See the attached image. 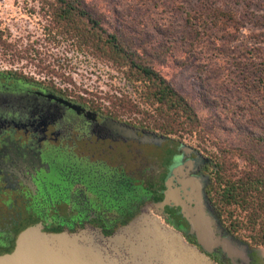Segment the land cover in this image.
Wrapping results in <instances>:
<instances>
[{
  "label": "rangeland",
  "instance_id": "374dc122",
  "mask_svg": "<svg viewBox=\"0 0 264 264\" xmlns=\"http://www.w3.org/2000/svg\"><path fill=\"white\" fill-rule=\"evenodd\" d=\"M87 1L190 102L198 126L183 116H158L122 69L78 50L68 38L48 34L45 5L39 0H0V72L29 78L141 127L173 125L170 137L212 158L211 177L216 163L224 160L238 164V171L247 169L250 154L264 167V143L248 134L261 119L256 109L264 111V83L252 75L263 53L248 58L251 48H264V0ZM212 4L237 9V41L193 43L187 13ZM141 151L145 157L160 158L153 147ZM249 245L264 264V247Z\"/></svg>",
  "mask_w": 264,
  "mask_h": 264
},
{
  "label": "flooded vegetation",
  "instance_id": "af4514ba",
  "mask_svg": "<svg viewBox=\"0 0 264 264\" xmlns=\"http://www.w3.org/2000/svg\"><path fill=\"white\" fill-rule=\"evenodd\" d=\"M121 126L164 141L144 144L123 136ZM147 146L160 158L145 157L141 147ZM212 164L198 147L0 72V257L12 254L19 236L33 226L49 234L98 230L111 237L145 206L161 202L169 174L183 167L186 179L206 181L202 192L206 211L218 219L215 229L246 246L247 255L229 257L222 248L206 252L180 208L166 206L164 222L217 264H262L256 250L229 233L216 214L208 195Z\"/></svg>",
  "mask_w": 264,
  "mask_h": 264
},
{
  "label": "trees",
  "instance_id": "16d2710c",
  "mask_svg": "<svg viewBox=\"0 0 264 264\" xmlns=\"http://www.w3.org/2000/svg\"><path fill=\"white\" fill-rule=\"evenodd\" d=\"M43 4L48 23V34L73 41L78 50L98 61L114 64L130 83H136L141 93L158 116L177 120L186 117L191 125L198 117L190 102L154 67L132 41L117 27L105 22V15L87 0H39ZM239 13L236 8L212 4L201 12L187 13L186 25L194 41L203 46L227 45L238 40ZM263 58L252 75L264 83V48H251L248 58ZM259 123L248 130L253 140L264 143V111H257ZM255 120V119H254ZM148 128V127H146ZM171 136L175 127L162 124L148 128ZM250 167L238 171V164L228 161L216 163L209 184L208 195L216 214L229 233L252 246L264 247V167L253 155H246ZM181 229V226H178Z\"/></svg>",
  "mask_w": 264,
  "mask_h": 264
},
{
  "label": "water",
  "instance_id": "95a60500",
  "mask_svg": "<svg viewBox=\"0 0 264 264\" xmlns=\"http://www.w3.org/2000/svg\"><path fill=\"white\" fill-rule=\"evenodd\" d=\"M119 132L145 143L160 145L164 139L121 126ZM180 184L177 187L176 184ZM202 177L186 179L184 168H175L168 176L163 200L145 206L115 235L106 237L98 230L81 234H49L33 226L18 238L15 251L0 257V264H217L185 235L164 222L166 206L180 208L190 233L196 234L206 252L216 248L229 257H246V246L232 237H223L218 219L206 211ZM195 204V207H193Z\"/></svg>",
  "mask_w": 264,
  "mask_h": 264
}]
</instances>
